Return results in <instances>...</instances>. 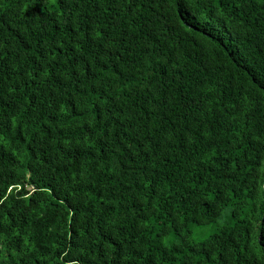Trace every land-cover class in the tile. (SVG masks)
<instances>
[{
	"label": "trees",
	"instance_id": "obj_1",
	"mask_svg": "<svg viewBox=\"0 0 264 264\" xmlns=\"http://www.w3.org/2000/svg\"><path fill=\"white\" fill-rule=\"evenodd\" d=\"M0 264H264V0H0Z\"/></svg>",
	"mask_w": 264,
	"mask_h": 264
},
{
	"label": "rangeland",
	"instance_id": "obj_2",
	"mask_svg": "<svg viewBox=\"0 0 264 264\" xmlns=\"http://www.w3.org/2000/svg\"><path fill=\"white\" fill-rule=\"evenodd\" d=\"M203 230V229H200V231ZM199 230H197L196 232H194L193 234V238L198 240V239H204L208 234H204V236H200V232ZM206 233H209V231H206ZM175 239L173 237H170L168 240H167V243L169 244L171 241H174Z\"/></svg>",
	"mask_w": 264,
	"mask_h": 264
}]
</instances>
